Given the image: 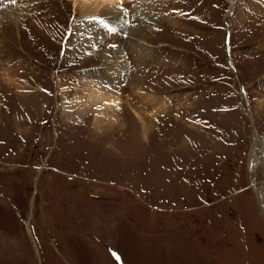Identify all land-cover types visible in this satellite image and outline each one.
<instances>
[{
	"label": "rangeland",
	"instance_id": "obj_1",
	"mask_svg": "<svg viewBox=\"0 0 264 264\" xmlns=\"http://www.w3.org/2000/svg\"><path fill=\"white\" fill-rule=\"evenodd\" d=\"M123 2L0 0V264H264V0Z\"/></svg>",
	"mask_w": 264,
	"mask_h": 264
},
{
	"label": "bare ground",
	"instance_id": "obj_2",
	"mask_svg": "<svg viewBox=\"0 0 264 264\" xmlns=\"http://www.w3.org/2000/svg\"><path fill=\"white\" fill-rule=\"evenodd\" d=\"M65 1V0H64ZM124 0H73V9H74V11H76V10H78L79 9V5H81V4H85V3H92V4H94V6L95 7H100L101 8V10H103V11H105V12H107V13H109V15H120V13H119V11L117 10V4H121V2H123ZM128 1V0H127ZM130 1V0H129ZM133 1H136L137 3H136V5H138V9H137V12H139V15H140V13H141V10H143V7H142V5L145 3V1L147 2H149V1H151V0H133ZM27 2L29 3V2H34V0H27ZM65 3V2H64ZM124 3V2H123ZM140 3L142 4L141 5V7H140ZM233 4H231L230 6V10L228 11V14H227V17L230 19H232V17H233V15L236 13V1H233L232 2ZM31 4V3H30ZM32 5V4H31ZM129 5V4H128ZM135 9V8H134ZM87 10L89 11L90 10V7H88L87 8ZM239 10V9H238ZM8 14L9 13H11V10H9L8 12H7ZM94 16V15H93ZM96 16V15H95ZM115 16H113V19L112 20H115V19H117V20H121L122 18H120V19H118V18H116ZM5 16H3V13L2 12H0V21H1V19H3ZM101 17V16H100ZM120 17V16H119ZM0 24H2V23H0ZM123 24V23H122ZM119 26V28L120 29H122V30H124L125 29V27L124 26H122V25H118ZM126 26V25H125ZM142 26H136V27H134L133 28V30L132 31H130V35H133L134 36V33L139 29V28H141ZM149 28H151L152 30H154V31H157V29H154V27H150V26H148ZM121 32H123V31H121ZM115 34V33H114ZM116 35V34H115ZM133 39H131V41H132ZM134 41H138V40H134ZM141 41V40H140ZM93 44V43H92ZM138 46H140V45H138ZM67 47V46H66ZM66 47H65V49H64V52H65V50H66ZM133 48H135V47H133ZM86 50H88V52H86L85 50H83L82 52H79L80 54H81V56L84 58V59H86V57L88 58V57H97V58H99V59H101L103 62H105V63H108V64H112V65H118V64H122V62H121V56H120V53L121 52H119V50L118 49H114V50H110L109 52L108 51H106L105 53H100V52H98V53H93L91 50H94L93 48H88V47H86ZM99 56V57H98ZM147 56V55H146ZM143 60H145V59H143ZM143 60H140V61H142L143 63H144V61ZM138 64L139 63H141V62H137ZM105 78H107L108 77V75L107 74H105V76H104ZM57 85H59L60 84V78L59 77H57ZM96 94V96H94L93 98H94V100L92 101V102H94V103H96V102H98V101H100V100H103V97H105V99H108V100H105L106 101V105H105V108L106 109H109L110 107H112V106H114V105H112V104H108V101H109V99H110V101H109V103H113L114 104V102L115 101H113V99L111 98V97H108V95H106V94H104L103 95V93L102 92H99V93H95ZM188 98V97H187ZM186 98V99H187ZM109 105H112V106H109ZM102 107V106H101ZM103 111V110H102ZM133 112V114H134V116L137 118V119H139L142 123H144L143 122V120L141 119V115L138 113V112H136V111H132ZM65 113V112H64ZM95 114H96V112H95ZM94 114V118H93V121H94V124H96V125H98V128L96 127V129H94L93 131H95V130H99V129H102L103 128V131H108V129H109V131H111L110 132V135L109 136H111V135H113V133H116V132H119V133H122L121 132V130L119 129V128H116L115 126L113 127L111 124L109 125V127H107L106 125H105V123H104V121L103 120H99V121H97V119H98V117H97V114L95 115ZM68 118V117H67ZM27 124V123H26ZM104 125V126H103ZM148 125L147 124H145L144 123V125H143V128H144V133H146L147 134V132L149 131V127H147ZM118 129V130H117ZM100 131V130H99ZM98 132V131H97ZM113 137V136H112ZM257 154V153H256ZM254 156H256L255 154H254ZM252 157V156H251ZM256 158V157H255ZM251 160H252V162H255L256 160H254V157H252L251 158ZM258 196H259V198H258V200H260L261 201V204L262 205H264L263 204V201L260 199V195H259V193L257 194Z\"/></svg>",
	"mask_w": 264,
	"mask_h": 264
},
{
	"label": "crops",
	"instance_id": "obj_3",
	"mask_svg": "<svg viewBox=\"0 0 264 264\" xmlns=\"http://www.w3.org/2000/svg\"><path fill=\"white\" fill-rule=\"evenodd\" d=\"M140 53H141V49H140ZM147 55V54H146ZM137 56H140L139 53H137ZM143 56H140V59H142Z\"/></svg>",
	"mask_w": 264,
	"mask_h": 264
},
{
	"label": "snow or ice",
	"instance_id": "obj_4",
	"mask_svg": "<svg viewBox=\"0 0 264 264\" xmlns=\"http://www.w3.org/2000/svg\"><path fill=\"white\" fill-rule=\"evenodd\" d=\"M12 2H15V0H12Z\"/></svg>",
	"mask_w": 264,
	"mask_h": 264
}]
</instances>
